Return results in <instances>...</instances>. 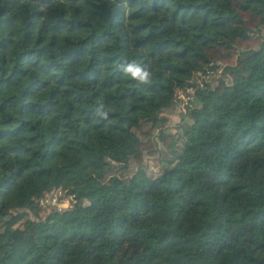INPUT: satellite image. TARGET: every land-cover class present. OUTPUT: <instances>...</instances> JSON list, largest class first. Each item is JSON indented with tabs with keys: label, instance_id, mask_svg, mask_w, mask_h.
<instances>
[{
	"label": "trees",
	"instance_id": "1",
	"mask_svg": "<svg viewBox=\"0 0 264 264\" xmlns=\"http://www.w3.org/2000/svg\"><path fill=\"white\" fill-rule=\"evenodd\" d=\"M0 264H264V0H0Z\"/></svg>",
	"mask_w": 264,
	"mask_h": 264
},
{
	"label": "rangeland",
	"instance_id": "2",
	"mask_svg": "<svg viewBox=\"0 0 264 264\" xmlns=\"http://www.w3.org/2000/svg\"><path fill=\"white\" fill-rule=\"evenodd\" d=\"M214 78V77H213ZM213 78L211 80H213ZM181 113L179 110V107H177L172 115L170 116L169 124L167 125V129L171 133H175L176 140L178 138L177 148L181 147V142H179L180 138V130L179 126L182 122ZM173 161L172 155L169 153L161 152L157 156L150 158L147 160V167H146V173L149 177L155 178L159 176L163 170L170 165V163ZM135 171V168H130L126 171H117L115 172L120 177H123V174L126 176L132 175Z\"/></svg>",
	"mask_w": 264,
	"mask_h": 264
},
{
	"label": "built area",
	"instance_id": "3",
	"mask_svg": "<svg viewBox=\"0 0 264 264\" xmlns=\"http://www.w3.org/2000/svg\"><path fill=\"white\" fill-rule=\"evenodd\" d=\"M210 76V74L208 75ZM199 82V81H198ZM200 84V83H199ZM193 88L189 87L185 90L178 91L176 93V101L180 110L185 112L186 108L191 105L193 100ZM74 200L72 196H68L64 190H55L42 204L58 211L69 209Z\"/></svg>",
	"mask_w": 264,
	"mask_h": 264
},
{
	"label": "clouds",
	"instance_id": "4",
	"mask_svg": "<svg viewBox=\"0 0 264 264\" xmlns=\"http://www.w3.org/2000/svg\"><path fill=\"white\" fill-rule=\"evenodd\" d=\"M121 70L125 73V75L130 76L141 84L150 82L151 73L135 60L131 62L126 61L124 64L121 65ZM98 114L103 116L105 119L108 116V113L106 111L98 110Z\"/></svg>",
	"mask_w": 264,
	"mask_h": 264
}]
</instances>
